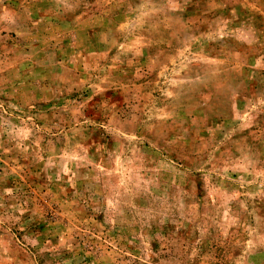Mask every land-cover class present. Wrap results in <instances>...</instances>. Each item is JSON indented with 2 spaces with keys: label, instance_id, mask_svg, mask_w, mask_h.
<instances>
[{
  "label": "rangeland",
  "instance_id": "obj_1",
  "mask_svg": "<svg viewBox=\"0 0 264 264\" xmlns=\"http://www.w3.org/2000/svg\"><path fill=\"white\" fill-rule=\"evenodd\" d=\"M0 264H264V0H0Z\"/></svg>",
  "mask_w": 264,
  "mask_h": 264
}]
</instances>
